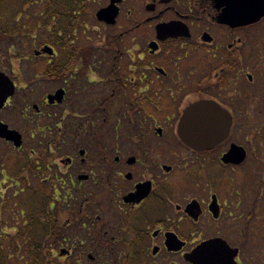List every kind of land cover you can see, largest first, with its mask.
<instances>
[{"label":"flooded vegetation","instance_id":"af4514ba","mask_svg":"<svg viewBox=\"0 0 264 264\" xmlns=\"http://www.w3.org/2000/svg\"><path fill=\"white\" fill-rule=\"evenodd\" d=\"M98 2L90 37L0 21V189L47 195L49 264H264V0ZM187 117L231 128L196 149Z\"/></svg>","mask_w":264,"mask_h":264},{"label":"trees","instance_id":"16d2710c","mask_svg":"<svg viewBox=\"0 0 264 264\" xmlns=\"http://www.w3.org/2000/svg\"><path fill=\"white\" fill-rule=\"evenodd\" d=\"M90 1L0 0V21H55L60 23L55 26L56 31L65 30L73 34L75 29L82 26L84 15L89 13L88 8L92 5ZM41 198H47V195L38 193L32 187L12 189L7 197L0 198V230L8 221L15 222V214H20L23 222L15 234L0 233V264H49L47 254L32 228L36 206L46 205V201ZM2 213L7 219L2 218Z\"/></svg>","mask_w":264,"mask_h":264},{"label":"water","instance_id":"95a60500","mask_svg":"<svg viewBox=\"0 0 264 264\" xmlns=\"http://www.w3.org/2000/svg\"><path fill=\"white\" fill-rule=\"evenodd\" d=\"M116 13L112 7H109L100 11L98 17L100 20L113 23ZM14 91L13 84L4 74L0 73V109L4 107L7 99L14 94ZM189 118L187 117L186 121L180 125V135L186 144L196 149H207L213 144L220 143L227 137L231 128L229 123L219 122L216 117L205 120L201 118V121L197 123H191V118L187 122ZM0 137L16 143L18 147L22 144L21 136L17 132L9 130L8 126L2 123H0Z\"/></svg>","mask_w":264,"mask_h":264},{"label":"rangeland","instance_id":"374dc122","mask_svg":"<svg viewBox=\"0 0 264 264\" xmlns=\"http://www.w3.org/2000/svg\"><path fill=\"white\" fill-rule=\"evenodd\" d=\"M90 2L92 3V5L89 6V8H88L89 13L86 16H84L83 20H82V22H85L84 23L85 24L84 25L85 26L84 27L85 30H83L82 33H84V31L87 32V34H85V36H89V37L93 36L94 32L96 30V26L95 25H96L97 21L95 19V13H96V10L99 8L98 0H91ZM78 36H80V35H78ZM17 65H18V63H17ZM11 190L12 189H0V196H8L10 194ZM2 218L3 219H7V216L2 213ZM21 223L23 224L22 221L21 222L18 221V223L17 222L15 223L13 221H8V223L6 224V227H4L3 230H0V233H2V234H4V233L15 234L17 232V230H18L17 224L20 225ZM57 254L60 257L64 256L62 253H57ZM77 256H78V254H73L72 259H74Z\"/></svg>","mask_w":264,"mask_h":264}]
</instances>
